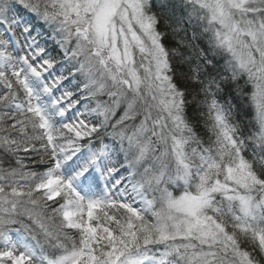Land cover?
<instances>
[{"label": "snow or ice", "instance_id": "1", "mask_svg": "<svg viewBox=\"0 0 264 264\" xmlns=\"http://www.w3.org/2000/svg\"><path fill=\"white\" fill-rule=\"evenodd\" d=\"M0 264H264V0H0Z\"/></svg>", "mask_w": 264, "mask_h": 264}]
</instances>
